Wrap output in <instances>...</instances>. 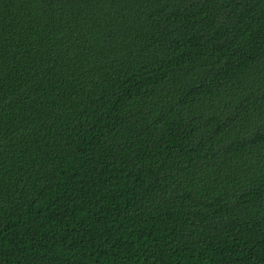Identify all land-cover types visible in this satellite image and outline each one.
I'll return each instance as SVG.
<instances>
[{"label":"trees","instance_id":"obj_1","mask_svg":"<svg viewBox=\"0 0 264 264\" xmlns=\"http://www.w3.org/2000/svg\"><path fill=\"white\" fill-rule=\"evenodd\" d=\"M0 264H264V0H0Z\"/></svg>","mask_w":264,"mask_h":264}]
</instances>
